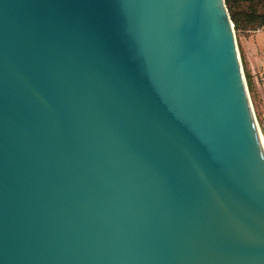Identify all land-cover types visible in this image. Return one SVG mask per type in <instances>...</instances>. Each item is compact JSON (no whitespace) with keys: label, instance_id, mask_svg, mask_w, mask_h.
<instances>
[{"label":"water","instance_id":"1","mask_svg":"<svg viewBox=\"0 0 264 264\" xmlns=\"http://www.w3.org/2000/svg\"><path fill=\"white\" fill-rule=\"evenodd\" d=\"M0 264H264L226 0H0Z\"/></svg>","mask_w":264,"mask_h":264},{"label":"rangeland","instance_id":"2","mask_svg":"<svg viewBox=\"0 0 264 264\" xmlns=\"http://www.w3.org/2000/svg\"><path fill=\"white\" fill-rule=\"evenodd\" d=\"M249 5L241 3L246 9ZM236 37L254 113L264 137V24H245L236 29Z\"/></svg>","mask_w":264,"mask_h":264},{"label":"trees","instance_id":"3","mask_svg":"<svg viewBox=\"0 0 264 264\" xmlns=\"http://www.w3.org/2000/svg\"><path fill=\"white\" fill-rule=\"evenodd\" d=\"M243 1L248 2L251 7L249 9L241 7ZM231 17L235 24V29L243 27L245 24H264V0H226ZM249 5V6H250Z\"/></svg>","mask_w":264,"mask_h":264},{"label":"bare ground","instance_id":"4","mask_svg":"<svg viewBox=\"0 0 264 264\" xmlns=\"http://www.w3.org/2000/svg\"><path fill=\"white\" fill-rule=\"evenodd\" d=\"M260 129V128H259ZM260 135H261V137L263 138V140H264V137H263V135H262V133H261V130H260Z\"/></svg>","mask_w":264,"mask_h":264}]
</instances>
